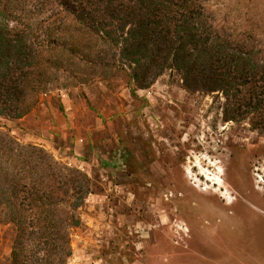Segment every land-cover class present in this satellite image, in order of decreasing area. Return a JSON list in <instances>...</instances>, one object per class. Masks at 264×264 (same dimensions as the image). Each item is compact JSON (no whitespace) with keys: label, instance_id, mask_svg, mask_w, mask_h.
<instances>
[{"label":"rangeland","instance_id":"rangeland-1","mask_svg":"<svg viewBox=\"0 0 264 264\" xmlns=\"http://www.w3.org/2000/svg\"><path fill=\"white\" fill-rule=\"evenodd\" d=\"M206 2L264 43V0ZM59 75L27 114L0 126L38 145L28 117L41 104L85 111L91 130L78 116L72 134L43 146L92 180L67 264H264L263 134L223 121L222 99L187 91L173 70L135 90L123 72L77 84ZM15 234L0 222V264Z\"/></svg>","mask_w":264,"mask_h":264},{"label":"trees","instance_id":"trees-1","mask_svg":"<svg viewBox=\"0 0 264 264\" xmlns=\"http://www.w3.org/2000/svg\"><path fill=\"white\" fill-rule=\"evenodd\" d=\"M167 70L222 99L223 121L264 135V43L206 0H0V117L27 114L60 73L77 84L123 72L135 90ZM91 187L0 126V222L16 230L8 264H67Z\"/></svg>","mask_w":264,"mask_h":264},{"label":"crops","instance_id":"crops-1","mask_svg":"<svg viewBox=\"0 0 264 264\" xmlns=\"http://www.w3.org/2000/svg\"><path fill=\"white\" fill-rule=\"evenodd\" d=\"M62 102L64 105L63 110H59V107L57 106H46L41 104L40 108H37L38 110L33 111V113L29 115L28 120L36 126L35 129H38L33 130L41 132L43 136V138L35 136V138H38V142L35 141L38 145L45 146V143L52 142L53 138L63 140L70 133L72 134L74 122L77 121L78 116L83 118V128H86L88 131L91 130V127L89 126L91 124L85 120V111L78 114L77 110L74 111L71 103L64 99ZM76 145L80 146L79 142Z\"/></svg>","mask_w":264,"mask_h":264}]
</instances>
